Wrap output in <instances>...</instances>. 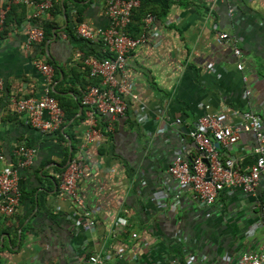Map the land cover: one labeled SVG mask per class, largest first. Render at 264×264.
<instances>
[{
    "label": "crops",
    "instance_id": "crops-1",
    "mask_svg": "<svg viewBox=\"0 0 264 264\" xmlns=\"http://www.w3.org/2000/svg\"><path fill=\"white\" fill-rule=\"evenodd\" d=\"M59 3L61 12L49 15L55 27L40 43L26 42L29 6L12 4L8 24L0 26V151L13 166L17 146L36 151L30 165L17 167L21 197L14 214H0V264H86L94 252L104 264H235L240 253L264 243L259 223L264 178L250 192L224 189L212 204L201 206L167 171L176 154L187 159L196 154L190 131L204 105L224 125L237 123L243 110L264 125V0H140L141 15L134 19L140 32L146 13L153 22L146 40L126 58L138 99L128 103L112 132L103 129L81 152L89 170L79 191L95 219L90 228L60 188L70 148L72 155L78 151L88 126L84 108L78 105L61 127L62 141L31 126L10 102L42 93L45 81L35 59L53 66L50 91L65 102L77 101L83 86L98 82L82 60L101 45L76 34L74 15L105 27V0ZM221 32L236 43L231 38L219 43ZM143 114L147 123L139 121ZM255 145L254 135L242 132L218 149L245 171L256 160Z\"/></svg>",
    "mask_w": 264,
    "mask_h": 264
},
{
    "label": "built area",
    "instance_id": "built-area-1",
    "mask_svg": "<svg viewBox=\"0 0 264 264\" xmlns=\"http://www.w3.org/2000/svg\"><path fill=\"white\" fill-rule=\"evenodd\" d=\"M53 1L0 0V26H3L5 13L10 5L29 6L31 11L25 23L26 42L28 45L40 43L44 39V30L39 20L51 8ZM2 2L5 6L1 4ZM139 6L140 0H105L104 14L108 19L105 27H94L85 20L75 25L76 34L86 41L99 43L104 54L99 56L96 52H92L83 57L82 62L88 68L89 76L98 79V82L88 83L79 91V102L84 108L88 126L78 151L72 155L60 180L63 196L70 199L81 211L85 226L88 228L95 225V219L91 211L86 208L79 191V180L89 170L81 152L102 136L104 131L99 126L100 119L105 124L104 129L112 132L115 120L126 113L128 103L138 99L127 75L126 58L146 40V30L153 22V15L146 13L142 32L136 36L128 32L133 11ZM227 38H231L233 44L236 43V38L226 32L219 33L217 41L222 43ZM233 52L236 56L241 54L238 46H234ZM33 64L44 77L42 93L38 96H15L10 102L16 112L24 113L26 122L31 126L42 133L51 134L61 127L64 117L58 99L50 93L54 68L47 61L38 59H35ZM236 67L241 70L243 64L238 62ZM2 87L3 81L0 78V88ZM204 108L205 112L198 118L196 127L190 131V136L196 144V154L188 159L176 154L167 171L181 189L193 193L199 205L208 206L215 201L220 191L238 188L250 192L264 178V125L251 110H243L237 123L224 125L216 114L207 111L209 105H204ZM148 120L149 117L145 114L139 117L141 123H147ZM242 132L254 135L257 152L256 160L245 171H239L233 159L221 157L215 144L218 142L222 146L230 145L239 139ZM35 152L33 147L17 146L12 152L16 159V165L13 166L0 151L1 215L14 214L21 197L17 167L30 165ZM116 221L120 225L126 223L123 217H118ZM259 223L264 227V198ZM86 264H104L103 257L99 252L91 253L87 257ZM235 264H264V243L255 249L240 253Z\"/></svg>",
    "mask_w": 264,
    "mask_h": 264
},
{
    "label": "trees",
    "instance_id": "trees-1",
    "mask_svg": "<svg viewBox=\"0 0 264 264\" xmlns=\"http://www.w3.org/2000/svg\"><path fill=\"white\" fill-rule=\"evenodd\" d=\"M13 5H11V7L9 8V11L11 9H13ZM139 8V7H138ZM138 9H135L133 11V14H132V19H131V23L129 24V27H128V32L133 35V36H136L140 33L141 31V28H140V25L139 23H135L134 22V19L136 18L138 21H139V15H141V13L139 11H137ZM8 11V10H7ZM8 11V12H9ZM6 12L5 13V17H4V23H3V28L8 24V21L9 20H6V17L8 18V13ZM55 12L57 13H60L61 12V7H60V3H59V0H54L53 1V5L51 6V8L46 12L48 13V17L49 19H41L39 20L40 21V25L42 26L43 30H44V39L46 37H49L52 33V29L55 27V24L53 22H51L50 20V17L49 15H53ZM74 24L76 25L77 23L83 21V17L81 14H75L74 15ZM66 30H71L70 28L66 27ZM4 30L0 33L3 34ZM97 55L99 56H104V54L101 52V48H100V52H96ZM97 80L94 81V83H96ZM53 96H55L59 103H60V106L62 107L63 111H64V117H63V123L61 125V127L63 125H65L69 119L77 112V109H78V105L81 106L80 102H79V94H78V100L77 101H70V102H65L64 99H63V96L59 95V94H56L54 91H51L50 92ZM29 96V95H28ZM84 117L83 115V112L81 113V115L79 117H77L76 121L77 120H81L82 118ZM74 123H71L68 125V128H71L73 126ZM99 126L101 127L102 131H104V127H105V124L103 122L102 119H100V122H99ZM61 127L56 130L54 133L62 140V141H65V138H64V132L61 131ZM65 170V169H64ZM64 170L62 172H64Z\"/></svg>",
    "mask_w": 264,
    "mask_h": 264
},
{
    "label": "water",
    "instance_id": "water-1",
    "mask_svg": "<svg viewBox=\"0 0 264 264\" xmlns=\"http://www.w3.org/2000/svg\"><path fill=\"white\" fill-rule=\"evenodd\" d=\"M53 35H54V34H53ZM54 36H55V35H54ZM81 110H82V107H80V111H81ZM68 122H71V121L69 120ZM215 144H216L217 147H219L218 142H216ZM71 157H72V148H70V153H69V155H68V159H67L66 165L69 163ZM66 165H65V167H66Z\"/></svg>",
    "mask_w": 264,
    "mask_h": 264
}]
</instances>
